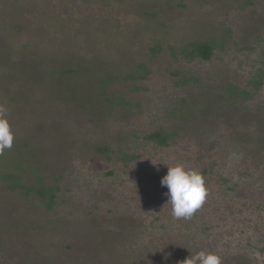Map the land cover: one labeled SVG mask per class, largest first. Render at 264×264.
I'll return each instance as SVG.
<instances>
[{
    "label": "rangeland",
    "instance_id": "rangeland-1",
    "mask_svg": "<svg viewBox=\"0 0 264 264\" xmlns=\"http://www.w3.org/2000/svg\"><path fill=\"white\" fill-rule=\"evenodd\" d=\"M228 29L229 63H195L202 81L178 85L170 46ZM260 39L264 0H0V105L14 133L0 174L59 186L48 208L0 176V264H182L199 251L264 264V96L231 104L222 91L248 62L237 48ZM108 77L109 94L126 100L113 109L98 89ZM160 126L176 131L169 147L144 138ZM120 148L140 155L124 163ZM209 163L217 203L219 175L230 185L235 170L263 175L238 181L222 229L174 219L160 183L168 166Z\"/></svg>",
    "mask_w": 264,
    "mask_h": 264
},
{
    "label": "trees",
    "instance_id": "trees-1",
    "mask_svg": "<svg viewBox=\"0 0 264 264\" xmlns=\"http://www.w3.org/2000/svg\"><path fill=\"white\" fill-rule=\"evenodd\" d=\"M231 37V29H228L226 33L221 37H204L201 39H196L188 44H185L179 50H176L174 46H170V53L175 55L176 59L182 62V68L175 69L172 71V75L176 77L175 82L178 85H185L188 83H196L198 84L201 80L195 73H193L191 66L195 63H208L215 60H222V63H225L223 59L227 58L225 50L228 49L227 41L228 38ZM259 43H264V39H260ZM161 47H154L152 49V54H156ZM240 52L241 57H245L248 61L242 62L238 66V75L227 79L222 87V91L226 97V99L231 104H237L239 102L247 103V105L252 106L258 99L264 96V44L261 48L253 45L242 46L241 48H237ZM251 62H250V61ZM227 63H229V59L227 58ZM231 65H233L231 63ZM146 66V65H144ZM235 67V65H234ZM224 66L221 67L222 71L220 74L225 71ZM231 68V66L229 67ZM234 69V68H233ZM64 71V69H61ZM227 70V69H226ZM237 70V68H235ZM146 72V71H145ZM141 74L140 78L145 79L146 74ZM223 76V75H222ZM112 80V77H108L104 80H101L99 85V93L104 94L105 101L110 103V108L113 109L115 106L126 103V100L121 95H110L109 93V83ZM130 104V102H127ZM247 106V107H249ZM176 136V131H173L172 128H164L158 127L155 130H150L144 134V138L153 144H157L162 147H169ZM102 151H104L107 155V158L111 160L110 153H114L110 145H105L104 147H98ZM128 149H118L116 153L120 155L121 160L124 163L132 162L138 159V153H130L127 151ZM230 153V152H229ZM215 164H208V166L204 169L192 167L191 169H195L202 173V175H210L213 178H216L215 174ZM25 169V168H24ZM24 169H19V171H24ZM37 172V171H33ZM238 171L235 170V175L237 181L234 182L233 185H230V180L232 178L226 177V175H219L218 180L221 184L220 194L221 200L219 203L216 202V197L212 191L208 192L205 198L204 203L200 207L199 210L194 214L195 220L199 224L201 222L202 226H206L210 230L215 228V226H220L221 229L224 228V225L227 220V216L224 217L225 207L228 206L230 200V193L235 192L241 181L244 177L249 174H254L257 177L253 179L255 181H261L263 175L261 176L260 170H250L248 169H240V173L237 174ZM111 173V172H110ZM264 173V172H263ZM33 180H27L20 173H16L13 171H7L5 174H0V176L9 182V189L12 191L19 190L23 193V195L27 196H36L42 199L46 203L48 208H52L55 205L57 192L59 190V186L49 183L45 177V175H40L38 173H33ZM259 175V176H257ZM225 209V210H224ZM227 211V210H226Z\"/></svg>",
    "mask_w": 264,
    "mask_h": 264
},
{
    "label": "clouds",
    "instance_id": "clouds-1",
    "mask_svg": "<svg viewBox=\"0 0 264 264\" xmlns=\"http://www.w3.org/2000/svg\"><path fill=\"white\" fill-rule=\"evenodd\" d=\"M7 108L0 105V155L10 150L14 143V133L7 119ZM161 186H166V204L171 205L174 219H191L205 201L207 190L201 172L187 169L183 164L168 166L167 174L161 178ZM182 264H221V258L215 254L199 251L191 254Z\"/></svg>",
    "mask_w": 264,
    "mask_h": 264
},
{
    "label": "flooded vegetation",
    "instance_id": "flooded-vegetation-1",
    "mask_svg": "<svg viewBox=\"0 0 264 264\" xmlns=\"http://www.w3.org/2000/svg\"><path fill=\"white\" fill-rule=\"evenodd\" d=\"M109 108H110V107H109ZM110 109H111V108H110ZM160 127H162V126H160ZM157 128H158V127H157ZM164 128H168V127H164ZM155 129H156V128H155ZM155 129H154V130H155ZM152 130H153V129H152ZM152 130H151V131H152ZM104 146H105V145H104ZM104 146H103V147H104ZM158 147H162V146H159V145H158Z\"/></svg>",
    "mask_w": 264,
    "mask_h": 264
}]
</instances>
